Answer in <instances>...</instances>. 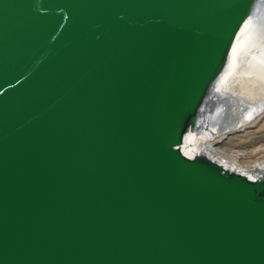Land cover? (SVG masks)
I'll return each mask as SVG.
<instances>
[{"label":"water","instance_id":"1","mask_svg":"<svg viewBox=\"0 0 264 264\" xmlns=\"http://www.w3.org/2000/svg\"><path fill=\"white\" fill-rule=\"evenodd\" d=\"M253 16L0 0V264H264V169L183 147L232 121L217 85Z\"/></svg>","mask_w":264,"mask_h":264},{"label":"bare ground","instance_id":"2","mask_svg":"<svg viewBox=\"0 0 264 264\" xmlns=\"http://www.w3.org/2000/svg\"><path fill=\"white\" fill-rule=\"evenodd\" d=\"M217 88L221 97L231 102L232 121L225 126L215 123L211 129L189 133L184 150L189 155L206 152L225 165L252 175L254 170L264 169V163L249 167L233 166L223 158L228 154L222 143L232 129L244 128L264 114V18L253 16L246 21ZM228 91L235 97H231Z\"/></svg>","mask_w":264,"mask_h":264},{"label":"rangeland","instance_id":"3","mask_svg":"<svg viewBox=\"0 0 264 264\" xmlns=\"http://www.w3.org/2000/svg\"><path fill=\"white\" fill-rule=\"evenodd\" d=\"M227 93L231 97L235 95L230 91ZM258 119L244 128L232 129L224 139L222 148L228 156L223 158L233 166L249 167L264 163V117Z\"/></svg>","mask_w":264,"mask_h":264}]
</instances>
